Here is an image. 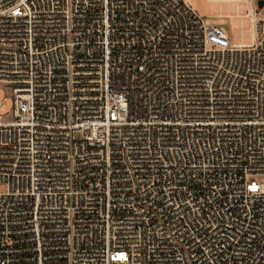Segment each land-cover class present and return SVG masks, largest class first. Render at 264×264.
<instances>
[{
  "label": "built area",
  "instance_id": "obj_1",
  "mask_svg": "<svg viewBox=\"0 0 264 264\" xmlns=\"http://www.w3.org/2000/svg\"><path fill=\"white\" fill-rule=\"evenodd\" d=\"M246 1L229 45L186 0H0V264H264Z\"/></svg>",
  "mask_w": 264,
  "mask_h": 264
},
{
  "label": "rangeland",
  "instance_id": "obj_2",
  "mask_svg": "<svg viewBox=\"0 0 264 264\" xmlns=\"http://www.w3.org/2000/svg\"><path fill=\"white\" fill-rule=\"evenodd\" d=\"M191 9L196 12L206 24L221 26L226 30L229 45L249 44L252 40L251 18L245 16L246 11L250 12L251 7L246 0H186ZM255 5L257 17L264 16V6L259 7L258 0H251ZM5 102L6 106L0 110V117L3 121L11 119L14 94L12 89L0 83V103ZM264 183V177L258 179ZM4 188L0 186V192Z\"/></svg>",
  "mask_w": 264,
  "mask_h": 264
},
{
  "label": "water",
  "instance_id": "obj_3",
  "mask_svg": "<svg viewBox=\"0 0 264 264\" xmlns=\"http://www.w3.org/2000/svg\"><path fill=\"white\" fill-rule=\"evenodd\" d=\"M257 4H258L259 7L264 6V0H258Z\"/></svg>",
  "mask_w": 264,
  "mask_h": 264
}]
</instances>
